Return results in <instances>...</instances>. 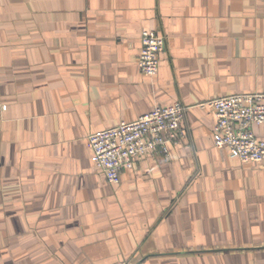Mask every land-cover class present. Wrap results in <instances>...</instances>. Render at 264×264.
Returning <instances> with one entry per match:
<instances>
[{"label": "crops", "instance_id": "1", "mask_svg": "<svg viewBox=\"0 0 264 264\" xmlns=\"http://www.w3.org/2000/svg\"><path fill=\"white\" fill-rule=\"evenodd\" d=\"M256 91L264 0H0V264H264V161L196 106ZM175 101L184 138L108 182L87 136Z\"/></svg>", "mask_w": 264, "mask_h": 264}, {"label": "built area", "instance_id": "2", "mask_svg": "<svg viewBox=\"0 0 264 264\" xmlns=\"http://www.w3.org/2000/svg\"><path fill=\"white\" fill-rule=\"evenodd\" d=\"M139 70L152 76L157 72L159 54L165 49V37L155 30L140 33ZM213 111V142L225 147L231 157L243 163L264 161V138L256 137L254 127H264V92L231 93L207 98L196 104ZM188 106L175 101L156 106L131 122L90 133L86 144L91 160L105 179L118 183L120 172L132 168L141 156L167 155L169 145L185 136L182 119Z\"/></svg>", "mask_w": 264, "mask_h": 264}]
</instances>
